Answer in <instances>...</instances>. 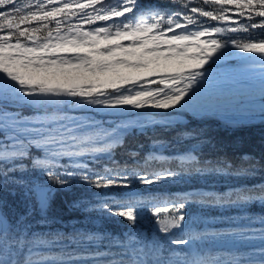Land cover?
I'll return each mask as SVG.
<instances>
[{
    "label": "snow or ice",
    "instance_id": "1",
    "mask_svg": "<svg viewBox=\"0 0 264 264\" xmlns=\"http://www.w3.org/2000/svg\"><path fill=\"white\" fill-rule=\"evenodd\" d=\"M162 2L172 6L183 4V0ZM189 3H195V0H189ZM203 3L215 5L216 13L229 19L233 17L228 16V13L235 8L238 11L234 15L240 17L237 21L240 29L248 31L251 27L264 31V0H203ZM188 6L183 4L184 8ZM204 14L211 16L213 20L217 19L213 12ZM148 15L156 21L154 28L171 27L181 15V9H154ZM135 18L140 19V26H133ZM146 25L142 0H0V77L3 78L0 80V192L5 190L10 174L26 173L30 169H43L51 173L57 167L86 168L87 165L77 163L74 158L108 153L121 143L120 140L111 138L112 132L101 128L87 132L81 138L80 142L87 143L90 147L73 151L77 145L68 141H76L78 138L66 137L62 126H56V122L63 117L55 114L44 117L22 116L13 109L21 101V97L26 98L22 102L38 107L42 101L37 88L43 83H55L65 73L76 76L78 84L91 83L97 89L114 88L141 77L155 79L154 73L168 70L179 53L174 56L171 50L157 51L147 46V43H142L143 38L152 31ZM65 28L67 31H64ZM43 29H50L49 39L56 38L54 42L57 47L53 51L74 53L84 59L64 65L46 61L41 54L46 53L51 44L47 47L37 46ZM85 73L88 75L85 76ZM134 103L131 99L115 101V104ZM40 124L47 127L40 128ZM67 131L71 132L73 129ZM131 155L136 157V153ZM242 159L246 161L252 157L243 156ZM158 160L166 162L167 166L161 163L150 172H141L135 168L130 172L125 165L122 173L106 168L105 172H112V175L105 177L98 174L91 183L104 189L130 188L132 179L135 178L141 184L153 185L178 177L181 174L178 168L188 171L190 167L199 164L196 155L187 153L176 156L150 155L144 158L145 166L148 161ZM176 162L178 164L174 168ZM205 164L212 165V161H205ZM257 167H240L230 173L232 164L228 163L225 167L196 166L194 170L197 173L215 171L221 175L255 178L259 174ZM83 179L87 180L88 177ZM13 182L18 185L29 184L24 179ZM48 192L47 186L35 181L31 182V188H25L24 195L35 199L40 219L32 222L34 213L30 203L26 213L19 216L15 227L4 211V201L0 199V264H5L6 261L9 264H67L71 259L80 258L50 251L55 246L54 241L60 239L62 233L48 239V232L32 231L35 225L54 223L47 217ZM161 200L162 197L157 193H148L119 201V208H112L107 203L101 205L105 209L111 208L113 214L133 226L142 220L140 209L147 207L152 214V223L156 226L151 235L139 231L128 235L123 242L117 239L116 244L123 251L119 254V259L110 260L107 264H264V259L255 261L242 252L223 250V254L206 255L199 248V243L224 236H237L241 240L259 239L264 243V178L224 190L198 188L178 192L163 198L162 202ZM190 204L207 209L223 208L228 204L244 206L253 216L252 226H222L217 223L216 216L190 217L187 211ZM257 207L261 211L258 214L252 213V209ZM157 232L161 235L158 236ZM168 244L183 246L188 251H177L167 247ZM258 251L264 257V247ZM96 255L116 256L117 253L99 252Z\"/></svg>",
    "mask_w": 264,
    "mask_h": 264
},
{
    "label": "trees",
    "instance_id": "2",
    "mask_svg": "<svg viewBox=\"0 0 264 264\" xmlns=\"http://www.w3.org/2000/svg\"><path fill=\"white\" fill-rule=\"evenodd\" d=\"M183 4H188L189 6L184 8ZM183 4L172 6L164 4L162 0H142V12L149 24H155L156 21H153L148 12L166 7H179L181 15L177 17L171 27L184 23L185 26L179 29H187L188 31L193 29L194 31L195 29H206L204 25H209L218 31L224 16L216 13L215 5H205L203 0H195V3L183 0ZM205 12H213L217 15V19L213 20L211 16L205 15ZM229 13L235 14L236 12ZM236 17L237 21H239L240 17L238 15ZM157 20L159 21L160 18L158 17ZM137 21H140V19H134V27L138 24ZM237 21L236 26L238 28L235 27V22L224 21L225 25L229 24V26L224 28L217 37H220L221 41H232L240 45H247L261 38L264 39V31L259 28L251 29L250 26V30H242ZM162 23L163 21H161ZM198 23L200 24L198 25ZM171 27H160L157 30H166ZM49 31L50 29H43L39 40H48ZM105 92L113 94L106 96L93 95L89 99L95 101L97 97L105 99L118 94L114 91L110 92L108 88L105 89ZM42 94L48 93L44 90ZM57 101L59 102V100ZM61 101H64L61 104L65 108L56 109L54 108L55 105L46 104H44V108L34 107L33 105H16L13 110L20 112L22 116L39 115L44 117L55 114L58 117L68 118L72 114L69 108L74 109L79 104L80 97L67 98ZM144 114L139 117L142 121L147 119V115ZM94 115L91 114L90 117ZM127 116H117L113 121H108L106 117L100 116L99 121L77 128L75 133L78 139L76 141H68L70 144L77 145L72 150L77 151L81 147H90L87 143L77 142L81 140L85 133L101 128L108 131L111 126L119 122V119L129 118ZM60 124L61 126L66 125L63 122ZM73 125L74 123L68 126ZM38 127L42 128V125L40 124ZM145 127V129H140L137 126H129L115 132L113 139L120 140L121 143L117 144L116 148L111 152L97 155L89 154L82 158H74L77 163L87 165L86 168L68 169L57 167L51 173L43 169H30L26 173L10 174L7 178L8 183L5 185V190L0 192V199L4 201V211L8 215L10 223L15 227L19 216L26 213L30 203L33 205L34 213L32 222L34 223L35 220L40 219L39 208L36 206L35 199L24 195L25 188H31V182H39L49 188L47 217L54 223L43 226L35 225L32 231H46L49 233L48 239H52L55 234L62 233L63 235L60 239L54 241L55 246L50 251L63 252L69 257H80L79 259L69 260L67 264H100V262L107 264L110 260L119 259V254L123 251L121 247L117 246V239L123 242L128 235L136 234L139 231H144L151 235L155 231L156 226L152 223V214L147 207L140 209L142 220L133 226L127 220L113 214L111 208L105 209L101 205L107 203L112 205V208H119V201L133 196H143L148 193H157L162 197V202L163 198L175 195L178 192H186L198 188L224 190L264 178V125L223 129L216 126L213 120L197 122L193 119H184L178 121L166 120V123H152ZM70 135L67 134L66 137ZM152 148L165 151L166 155L164 156H176L173 152L193 150L199 164L190 167L188 171L178 168L177 170L181 173L178 177L166 179L153 185L141 184L135 178L132 179L130 188L112 187L104 189L97 188L91 183L98 174L105 177L112 175V172H105L106 168L122 173L125 170V165L128 166L130 172L133 168L141 172H150L161 163H165V166H167L166 162L159 160L155 162L148 161V165L145 166L144 158L150 155L158 156L150 152ZM132 153H136V157H133ZM243 156H249L252 159L245 161L242 159ZM172 158L174 159V157ZM205 161H212V165H206ZM228 163L232 164V168L229 169L230 173L240 167L248 168L252 165H257L256 170L259 174L255 178H250L231 174L221 175L215 173V171L197 173L194 170L196 166L201 168H214L217 165L225 167ZM177 164L178 162L173 167L175 168ZM83 177H88V179L85 180ZM16 179H24L29 181V184H15L13 181ZM13 190L15 195H13ZM87 209H91V211H87ZM187 211L190 217L216 216L217 223L222 226H235L237 228L252 226L253 216L246 207L240 205L228 204L223 208L207 209L196 204H190ZM260 211L258 207L252 209L254 214H258ZM157 235L161 234L157 232ZM247 235L255 234L247 233ZM89 236L92 238L89 239ZM227 243H237V246L229 247ZM166 246L175 248L177 251H188L183 246L170 244ZM261 247H264V243L259 239L241 240L237 236H224L209 239L205 243H199L200 250L206 255L223 254V250H231L246 253L255 261L264 259L258 251ZM99 252H115L117 255L97 256L96 253ZM127 258L125 257V259ZM5 264H9V262L6 261Z\"/></svg>",
    "mask_w": 264,
    "mask_h": 264
},
{
    "label": "rangeland",
    "instance_id": "3",
    "mask_svg": "<svg viewBox=\"0 0 264 264\" xmlns=\"http://www.w3.org/2000/svg\"><path fill=\"white\" fill-rule=\"evenodd\" d=\"M237 11L233 8L230 12ZM228 16L233 18L229 19L224 16L219 27L220 31L214 30L209 25H204L206 29L203 30L179 29L185 26L184 23L176 24L166 30H157L159 28H154L153 23L147 22L146 27L151 28L152 31L143 38L142 43H147V46L157 51L171 50L174 56L179 53L175 62L168 66V70L154 73L155 79L141 77L123 85L108 88L110 92L114 91L118 94L105 99L97 97L95 101L89 97L93 95L106 96L113 93L105 92V89H97L91 83L78 84L76 76L65 73L55 83H43L37 88L42 101L39 106L55 105L54 108L61 109L65 108L61 104L64 101L61 100L80 97V102L74 108V112L71 111L70 117H64L56 122V126H61V122L66 124L62 126V129L64 128L62 131L66 136L71 133L69 137L77 136L75 133L77 128L99 121L100 116L106 117L108 121H113L118 115L126 117L129 112L134 110L146 113L135 112V114H129L127 116L129 118L119 119V122L108 130L112 132V139L115 132L129 126L141 127L152 123H166V120L185 119L180 113L155 116L153 113L147 112L151 110L180 109L200 118L213 116L219 121L234 125L235 128L262 126L264 125V66L240 63L239 59L243 56L264 53V39L261 38L247 45L221 41L217 36L229 26V24L225 25L224 21L235 22V27L238 28L236 15L228 13ZM137 22L136 26H140L141 22ZM55 39L53 37L37 42V46L47 47L51 44V48L41 54L46 61L64 65L78 63L84 59L74 53L53 51L57 47ZM251 48L256 50H248ZM214 49L215 51H213ZM2 79L0 77V80ZM40 89L46 90L48 94H42L44 91H40ZM25 99V97H21V100ZM126 99H131L135 103L115 104L117 100ZM173 101L175 103H172ZM18 103L32 105L21 101ZM164 105H168V107H164ZM91 114L96 116L90 117ZM143 114L147 115V119L144 121L139 118ZM72 123H74L73 126H68ZM41 125L42 128L46 127L44 124ZM101 127L103 126L101 125ZM68 129H73V131L69 132ZM150 152L158 156L166 155L165 151L156 148H152ZM187 153L194 155L195 152L193 150L173 152L176 155Z\"/></svg>",
    "mask_w": 264,
    "mask_h": 264
},
{
    "label": "water",
    "instance_id": "4",
    "mask_svg": "<svg viewBox=\"0 0 264 264\" xmlns=\"http://www.w3.org/2000/svg\"><path fill=\"white\" fill-rule=\"evenodd\" d=\"M239 62L240 63H246V64H250V65H264V55H261V54H257V55H251V56H243L239 59ZM16 105H20V103L17 102ZM41 108H43V106H39ZM135 112H138V113H142V112H145V111H132V113H135ZM147 112H150V113H153L155 115H169V114H173V113H180L190 119H193L195 121H198V122H201V121H205V120H209V119H212L214 120L218 126H220L221 128H235L234 125L232 124H227V123H224L222 121H219L218 119H216L215 117L213 116H206V117H203V118H196L194 115H191V114H187L186 112L180 110V109H176V110H165V111H154V110H151V111H147ZM231 246H235L233 244H231Z\"/></svg>",
    "mask_w": 264,
    "mask_h": 264
}]
</instances>
